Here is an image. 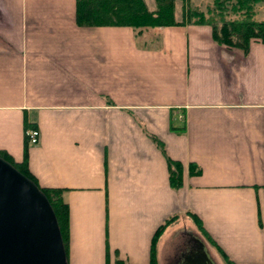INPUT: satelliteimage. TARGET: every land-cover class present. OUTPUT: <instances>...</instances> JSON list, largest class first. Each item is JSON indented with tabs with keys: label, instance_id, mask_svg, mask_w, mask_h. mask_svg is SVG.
Returning a JSON list of instances; mask_svg holds the SVG:
<instances>
[{
	"label": "crops",
	"instance_id": "obj_1",
	"mask_svg": "<svg viewBox=\"0 0 264 264\" xmlns=\"http://www.w3.org/2000/svg\"><path fill=\"white\" fill-rule=\"evenodd\" d=\"M75 8L0 0V151L15 162L26 152L38 184L64 190L67 264H106L107 250L110 264H147L155 229L175 214L158 264L185 218L200 233L188 214L229 260L262 264L264 42L244 52L191 23L78 25ZM167 158L182 164L178 189Z\"/></svg>",
	"mask_w": 264,
	"mask_h": 264
},
{
	"label": "trees",
	"instance_id": "obj_2",
	"mask_svg": "<svg viewBox=\"0 0 264 264\" xmlns=\"http://www.w3.org/2000/svg\"><path fill=\"white\" fill-rule=\"evenodd\" d=\"M149 8L146 0H76L75 19L78 25L84 26H127L136 34L160 27L184 23L209 25L212 38L229 48L247 51L250 41L264 42V20H257V3L260 0H212L211 6L204 9L189 5L181 17H178L179 2L183 0H152ZM184 12V13H183ZM170 127L171 130H182ZM156 146L163 151V144L154 139ZM26 152L22 162H15L7 153L0 151V158L11 164L16 170L30 179L48 200L57 220L64 250L68 253L69 243V208L63 199V189L42 187L30 172L26 162ZM168 180L172 189L182 185V164L167 158ZM198 168L189 164V173H197ZM187 215V214H186ZM184 215L175 214L164 220L154 231L149 249L147 264H158L157 243L163 232L180 222ZM188 216L207 242L223 257L226 264H238L228 259L212 238L204 231L200 220L195 215ZM106 264L109 263V252L106 253ZM112 264H127L116 255ZM264 264V262L262 263Z\"/></svg>",
	"mask_w": 264,
	"mask_h": 264
},
{
	"label": "water",
	"instance_id": "obj_3",
	"mask_svg": "<svg viewBox=\"0 0 264 264\" xmlns=\"http://www.w3.org/2000/svg\"><path fill=\"white\" fill-rule=\"evenodd\" d=\"M0 264H67L55 214L38 187L0 158ZM178 264H215L204 243Z\"/></svg>",
	"mask_w": 264,
	"mask_h": 264
},
{
	"label": "rangeland",
	"instance_id": "obj_4",
	"mask_svg": "<svg viewBox=\"0 0 264 264\" xmlns=\"http://www.w3.org/2000/svg\"><path fill=\"white\" fill-rule=\"evenodd\" d=\"M148 7L151 9L154 7L152 0H146ZM191 6H199L201 8H205L206 6L212 5V0H183L182 2H179L178 6L180 11H178V17H181L182 9L185 12L186 8ZM257 20H264V0H260L257 3ZM205 10V9H204ZM183 12V13H184ZM196 226V225H195ZM186 231H185V230ZM188 225V220L184 219L181 221L180 229L178 231H174L169 234V238L166 240L165 247H164V264L167 263L168 257H170L173 252L178 250L183 246V242L187 240L189 237L194 236L196 238L201 237L199 232L197 230L191 229ZM197 229V228H196ZM182 230V231H181ZM181 232H189L190 234H183ZM209 243H206V247L208 248L213 260L216 262V264H226V261L223 259V257L215 251L216 249L212 247Z\"/></svg>",
	"mask_w": 264,
	"mask_h": 264
},
{
	"label": "flooded vegetation",
	"instance_id": "obj_5",
	"mask_svg": "<svg viewBox=\"0 0 264 264\" xmlns=\"http://www.w3.org/2000/svg\"><path fill=\"white\" fill-rule=\"evenodd\" d=\"M193 240L194 239L189 237L187 240H185V242H183V246L179 249L180 258L183 254L188 253L194 249L195 242Z\"/></svg>",
	"mask_w": 264,
	"mask_h": 264
},
{
	"label": "built area",
	"instance_id": "obj_6",
	"mask_svg": "<svg viewBox=\"0 0 264 264\" xmlns=\"http://www.w3.org/2000/svg\"><path fill=\"white\" fill-rule=\"evenodd\" d=\"M27 135L29 136L31 143H35L36 142V137H37V132L36 131L27 132Z\"/></svg>",
	"mask_w": 264,
	"mask_h": 264
}]
</instances>
